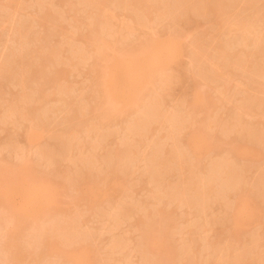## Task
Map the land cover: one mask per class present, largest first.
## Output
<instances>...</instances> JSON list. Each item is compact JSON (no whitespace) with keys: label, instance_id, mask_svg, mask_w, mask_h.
Listing matches in <instances>:
<instances>
[{"label":"rangeland","instance_id":"obj_1","mask_svg":"<svg viewBox=\"0 0 264 264\" xmlns=\"http://www.w3.org/2000/svg\"><path fill=\"white\" fill-rule=\"evenodd\" d=\"M213 1L0 0V264H264V0H218L216 18ZM170 39L174 57L147 58L110 110L111 67ZM247 142L261 156L235 158ZM154 234L169 253L149 250Z\"/></svg>","mask_w":264,"mask_h":264},{"label":"bare ground","instance_id":"obj_2","mask_svg":"<svg viewBox=\"0 0 264 264\" xmlns=\"http://www.w3.org/2000/svg\"><path fill=\"white\" fill-rule=\"evenodd\" d=\"M188 1H189V0H188ZM216 1H218V0H214V1H213V3H215V4H213V5H210V6L207 5V6H208L207 9H208L209 7L211 8V10H210V9H208V10H210V11H212V12L215 11V12L212 13L213 16H214V14H219V11H218V13H217V12H216V9L214 10V8H217V7H218V6H214V5H216V3L219 2V1H218V2H216ZM223 1H224V0H223ZM164 2H167V1H164ZM169 2H170V1L168 0V4L166 3V4L168 5V6H167V7H168L167 9H169V6H170V8L172 7V5H170ZM175 2H176V0H175V1L173 0V4H174ZM178 2H181V0L178 1ZM178 2L175 3L174 6L172 7V8L174 9V11H175V7H177L176 10L178 11V7H179V6H177V5H179ZM185 3H186V2H185ZM211 3H212V2H211ZM163 4H164L165 7H166V4H165V3H163ZM171 4H172V3H171ZM164 5H163V8H164ZM181 5H182V4H181ZM211 6H212V7H211ZM219 6H220V5H219ZM141 7H142V6H141ZM180 7H181V6H180ZM213 7H214V8H213ZM212 8H213V9H212ZM173 9H170V10H173ZM179 9H180V8H179ZM163 10H166V9L164 8ZM166 11H167V10H166ZM174 11H172V16L175 14ZM164 12H165V11H164ZM170 12H171V11H170ZM173 12H174V13H173ZM168 13H169V12H168ZM165 14H166V13H165ZM170 14H171V13H170ZM160 16H161V15H160ZM172 16H171V17H172ZM175 16H176V15H175ZM215 16H219V15H215ZM215 16H214V17H215ZM258 16H259V15H258ZM142 17H143V16L140 15L139 18L142 19ZM176 17H177V16H176ZM172 18H173V17H172ZM215 18H216V17H215ZM218 18H219V17H218ZM218 18H217V19H218ZM220 18H221V17H220ZM220 18H219V19H220ZM217 19H216V21H217ZM224 19H225V18H224ZM224 19H223V20H224ZM257 19H259V18L257 17ZM138 20H139V19H138ZM223 20H222V21H223ZM227 20H228V19H227ZM227 20L225 19V21H226L225 24H228V23H229ZM255 20H256V19H255ZM255 20H254V21H255ZM219 21H220V20H219ZM252 21H253V20H252ZM217 22H218V21H217ZM232 22H233V21H232ZM232 22H230L229 24H233V26L236 25V27H237L238 24L240 23V21H238V22H239L238 24H237V23L235 24V22H237V21H234V23H232ZM247 22H248V21H247ZM247 22H246V23H247ZM250 22H251V21H250ZM250 22H249V23H250ZM218 23H219V22H218ZM243 23H245V22H243ZM243 23H241V25H243V27H244V26H245V27H244V28H241V30H242V29L244 30L245 28H247L248 30L245 29V31L248 32L249 29L252 30V28H254V27H250L252 23L250 24V26H249V24H246V23L243 24ZM229 24L226 25L227 28H228ZM258 24H259V23H258ZM258 24H257V25H258ZM220 25H222V24H220ZM241 25H240V26H241ZM253 25H254V24H253ZM257 25H254V26L257 27ZM224 26H225V25H224ZM246 26H247V27H246ZM248 26H249V27H248ZM238 27H239V26H238ZM258 27H259V25H258ZM229 28H230V27H229ZM260 29H262V28L260 27ZM235 30H236V29H235ZM256 30H257V28H256ZM256 30H255V31H256ZM237 31H238V30H237ZM245 31H242V33L239 32V31H238V32L241 33L242 35H243V33H244V34H248V33H245ZM258 31H259V30H257V31L254 33V30H253V35H254V36H253L251 33H249V34L252 35V37H255V36H258V37H259L260 34H261L262 32H261V31L258 32ZM257 32L260 33V34L258 35ZM256 33H257V34H256ZM241 34H240V35H241ZM263 34H264V33H263ZM262 36H263V35H262ZM262 36H261V37H262ZM242 38H244V37H242ZM245 38H247L246 40L250 41V40L248 39V36H246ZM252 39H253V38H252ZM257 39H260V40H261L260 37H259V38L256 37V38L254 39V44L256 43ZM166 43H167V44L165 45L164 48H162V47L158 44V46H157V48L155 49V51H153L151 54H148V53H147V50L149 51V48H148L147 50L144 49V50H142L143 52L140 51L141 53H139V54H135L134 56H131V58H129L125 64H122V63H120V62H117V63H115V64L111 67V71H112L113 73L115 72L114 74L117 75V77H116V75H115L116 80L113 81V83H111L112 85H110V84H104V85H103V88L100 89L101 94L104 95L105 97H107V99H108V100L111 102V104H112L110 110H116V108L118 107V106H117L118 104L124 105L125 102H127L128 99H130V98L132 97V96L130 97V95L127 93V91H130L131 89H133V88H134V84H135V82H136L137 80H139V77L142 78L143 75L146 74L145 72L140 71V70H138V69L140 68L141 64H142L143 62H145V60H146L147 58H150V59H151L152 64H156V63H158L159 56L163 55V59L166 61V60H169V59L173 58V57H174V54H176V52L179 51V45H180V44H179L178 41H176L175 39H170V40L167 41ZM251 43H253L252 40H251ZM258 43H259V41H258ZM151 44H152V43H151ZM257 45H258V44H257ZM148 46L150 47V44H148ZM255 46H256V45H255ZM154 47H155V46H154ZM145 48H146V47H145ZM151 48H152V47H151ZM219 48H220V47H219ZM220 49H221V48H220ZM150 50H151V49H150ZM144 51H145V52H144ZM221 51H223V50H221ZM150 52H151V51H150ZM252 52H253L254 54H256L255 51H252ZM51 53H52V52H51ZM220 53H221V52H220ZM224 53H225V52H224ZM253 53H252V54H253ZM221 54H222V53H221ZM250 54H251V53H250ZM217 55L219 56V54H217ZM217 55H216V56H217ZM222 55H223V54H222ZM222 55H221V56H222ZM218 56H217L216 58H218ZM226 56H227V54H226ZM221 58H223V56H222ZM221 58L219 57V59H221ZM226 58H227V57H226ZM226 58L224 57L223 60L221 59L220 62H219V64H218L220 67L217 65L218 68H216V69H219V70H220V68L223 66V68H225V69H222V73H223V72H226V71H227L226 68H228V67L231 65V64L229 65V63H232L231 58H230V59H228V60L231 61V62L228 61V64L225 65V64L227 63V62H226L227 60H224V59H226ZM233 58H234V57H233ZM233 58H232V59H233ZM234 60H237V59H234ZM240 60H241V58H240ZM222 61H225V62L222 63ZM140 62H141V63H140ZM239 62H240V61H239ZM221 63H222L223 65H222ZM131 64H132V65H131ZM220 64H221L222 66H221ZM239 64H240V63H239ZM129 65H130L132 68H129ZM133 65H134L135 67H134ZM227 66H228V67H227ZM262 68H264V66H263ZM224 70H225V71H224ZM262 71H264V70H262ZM220 72H221V71H220ZM146 75H148V74H146ZM146 77H147V76H146ZM125 86H128V87H127L128 90H126V91H125V89H126ZM133 90H134V89H133ZM133 90H131V91H133ZM196 94H197V93H196ZM194 96H195V95H194ZM248 97H249V96H248ZM248 97H246V98H248ZM250 97H251V96H250ZM132 99H135V98H132ZM136 99H137V98H136ZM136 99H135L134 103L136 102ZM194 99H196V98H194ZM248 100H249V99H247V100L245 99V101H247V102H248ZM250 100H251V98H250ZM252 100H253V102L258 101L257 99L255 100L254 97L252 98ZM252 100H251V101H252ZM198 101H199V100H198ZM248 103H250V102H248ZM248 103H247V104H248ZM251 103H252V102H251ZM256 103H257V102H256ZM253 104H255V103H253ZM128 105H129V102H128ZM244 106H245V104H244ZM247 106H249V104L246 105L245 108H246ZM250 106H251V105H250ZM252 106H253V105H252ZM252 106H251V107H252ZM247 108H249V107H247ZM247 108H246V109H247ZM153 109H155V108H153ZM151 111H152V110H151ZM157 111L161 112L160 110H157ZM159 112H158V113H159ZM151 113H152V112H151ZM153 113H154V114H158L157 112H154V111H153ZM152 115H153V114H151V116H152ZM159 115H161V114L159 113ZM165 115H166V114H165ZM169 116H170V115H169ZM169 116H168V117H169ZM173 116H174V115H173ZM149 117H150V116H149ZM153 117H154V116H153ZM153 117H152V118H153ZM155 117H156V115H155ZM160 117H161V118H160ZM176 117H177V116H176ZM176 117H175V118H176ZM143 118H145V117H143ZM156 118L158 119V123H161V122L163 121V120L161 121V119H164L162 116H157ZM156 118H154V121H155ZM159 118H160V120H159ZM169 118H170V117H169ZM136 119H137V118H136ZM138 119H139V118H138ZM138 119H137V120H138ZM179 119H180V118H179ZM173 120H174V118H173ZM135 121H136V120H135ZM138 121H139V120H138ZM138 121H136L135 123H137ZM142 121H143V119H142ZM142 121H140L141 123H140V122H138V123L146 125V124L143 123ZM146 121L148 122L147 119H146ZM159 121H160V122H159ZM164 121H166V120H164ZM166 122H167V121H166ZM177 123H178V122H177ZM140 124H139V125H140ZM148 124H149V123H148ZM134 125H136V124H134ZM144 125H142L143 128L145 127ZM168 125H169V123H168ZM176 125H178V124H176ZM147 126H148V125H147ZM134 127H135V126H134ZM139 127H141V126H139ZM139 127L136 126L135 128H139ZM142 127H141V128H142ZM141 128H139V129L141 130ZM146 128H148V127H145V129H146ZM143 130H144V129H143ZM192 132H194V131H192ZM195 132H196V131H195ZM70 133H73V132L71 131ZM196 133H198V132H196ZM200 134H201V133H199V135H200ZM259 135H260V137H262V135L264 136V134H258V136H257L258 138H259ZM187 139H188V138H187ZM260 139H261V138H260ZM186 141H187L186 143L189 144V147H187V148H190L191 151L193 152V154L195 153V155L192 154L193 156H197V155H196L197 153L200 154L199 151H202L203 148H201V146H202L204 143L202 144V141H201V139L199 138V136H197L195 133H194V134H191V135H189V139L186 140ZM263 141H264V137H263ZM246 144L250 145V144L247 142V143H245V145H243V146H245L244 149H241V148H239V147L234 148V153L237 152V153H235V155H234L235 158H236V156H237L238 154H239V156H237V157H240V158H238V159H241V160H242L244 157H246V155H248V156L250 155V156H251V155L253 154V155H255L254 157H258V155L261 156V154H259L258 151H256V152H258V153L253 152V151L257 150V149H256V148H257L256 146H255L256 148H252L251 146H253V145L251 144V146H249V148H251V149H250L251 151H249L248 145L246 146ZM200 149H201V150H200ZM235 149H236L237 151H236ZM232 152H233V151H232ZM245 152H246V153L250 152L251 154H250V153L246 154ZM171 153H172V152H171ZM260 153H261V152H260ZM173 154H174V152H173ZM175 154H176V153H175ZM256 154H257V155H256ZM241 155H242V156H241ZM253 155H252V157H253ZM171 156H172V155H171ZM175 156H176V155H175ZM175 156H173L174 158L171 157V159H172V158H173V159H172V160H169V161H174V160H176V157H175ZM177 156H178V155H177ZM243 156H244V157H243ZM248 156H247V157H248ZM247 157H246V158H247ZM248 158H249V157H248ZM250 158H251V157H250ZM166 159H169V155H167ZM166 159H162V161H164V162L166 163V162L168 161V160H166ZM169 161H168V162H169ZM174 162H175V161H174ZM232 162H233V161H232ZM158 163L163 164L161 161L158 162ZM217 163H218V162H217ZM161 164H160L159 167H161ZM218 164H219V163H218ZM231 164H232V163H231ZM234 164H235V163H234ZM158 165H159V164H158ZM166 165H167V164H166ZM220 165L223 166L222 164H220ZM229 165H230V164H229ZM178 166H179V165H178ZM226 166H227V165H226ZM226 166H225V168H226ZM215 167H216V166H215ZM215 167H214V169H215ZM228 168H229V167H228ZM231 168H232V166L230 167V169H231ZM214 169H213V170H214ZM226 169H227V168H226ZM226 169H225V170H226ZM232 169H233V168H232ZM232 169H231V170H232ZM235 169H236V167H235ZM235 169H233V170H235ZM211 170H212V169H211ZM213 170H212V171H213ZM220 170H221V169H220ZM222 171H223V169H222ZM226 171H227V170H226ZM226 171H225V172H226ZM214 172L217 173L218 171H216V169H215ZM232 172H234V171H232ZM239 172H240V171H239ZM219 173H220V172H219ZM219 173H218V174H219ZM230 173H231V172H230ZM230 173H229V174H230ZM212 174H213V173H212ZM226 174H227V172H226ZM229 174H228V175H229ZM232 174H233V173H232ZM232 174H231V175H232ZM236 174H237V173H236ZM109 176H110V175H107V178L110 179V177L113 176V177L111 178V179H113L112 182H114L115 184H118L117 181H118L119 177L117 178V175H116L115 173H112L111 176H110V177H109ZM114 176H116V177H114ZM220 176H221V175H220ZM223 176H224V175H223ZM235 177H236V175H235ZM107 178H106V176H105V179H106V180H108ZM209 178H210V176H209ZM230 178H232V176H231ZM233 178H234V177H233ZM236 178H237V177H236ZM236 178H235V179H236ZM262 178H263V177H262ZM105 179L102 178V180H101L100 182L103 183V180H104V182L107 184L108 182H106ZM237 179H238V178H237ZM237 179H236V181H238ZM185 180H186V179H185ZM187 180H188V179H187ZM202 180H203V179H202ZM209 180H210V179H209ZM231 180H232V179H231ZM190 181H191V180H190ZM190 181H188V183H190ZM203 181L205 182V178H204ZM207 181H208V180H207ZM213 181H215V180H213ZM226 181H227V180H226ZM88 182H89V186L91 185L90 183H92V182H90L89 180H86V181H85V186H86V185L88 186ZM116 182H117V183H116ZM184 182H185V181H184ZM199 182H200V181H199ZM233 182H234V181H233ZM263 182H264V181H263ZM8 183H9V185L6 184V186H4V187H7V190H8V189L10 190V188H11V187H10V184H11V182H8ZM86 183H87V184H86ZM101 183H100V184H96V185H95V184H92V185L90 186V187H92V188H93L94 186H97L96 188L94 187L96 190L90 188V189H92V190H91L92 194H91V192L89 191L90 189L88 190V191H89V194H91L92 197H94V196H93L94 192H96V195H95V194H94V195H95V196H98V197L101 196V195H102V196H103V195H106V196H107V189H108L107 187H108V185H110V184H109V183H110V180H109V183L107 184V186H106V185H103V184H101ZM105 183H104V184H105ZM201 183H203V182H201ZM206 183H208V182H206ZM211 183H212V182H211ZM235 183H236V182H234L233 184H235ZM40 184H43V183H40ZM40 184H36V185H38V188H35L34 191H37V190L39 191V189H40V190L42 189L43 191H45V190L48 191V189H50V187H47L48 185H46V187H44V186H41ZM115 184H114V185H115ZM190 184H191V183H190ZM190 184L187 185V189H189L188 187H189ZM198 184H199V183H198ZM212 184H214V183H212ZM229 184L231 185V184H232V181H231V183H229ZM236 184H237V183H236ZM39 185H40L41 187H39ZM43 185H44V184H43ZM98 185H99L100 187H99ZM111 185H112V184H111ZM182 185H183V182H182ZM184 185H186V184H184ZM207 185H209V184H207ZM215 185H216V184H215ZM215 185H213V186H215ZM237 185H238V184H237ZM237 185H236V186H237ZM262 185H263V183H262ZM8 186H9V187H8ZM32 186H33V184L31 185V187H32ZM34 186H35V184H34ZM50 186H51V185H50ZM89 186H88V187H89ZM105 186H106V187H105ZM192 186H194V184H192ZM203 186H204V185L201 186V189H200V190L203 189ZM231 186L233 187V185H231ZM231 186H230V187H231ZM234 186H235V185H234ZM4 187H2V188H4ZM190 187H191V185H190ZM209 187H210V185H209ZM209 187H207V188H209ZM241 187H242V186H241ZM20 188H21V187H20ZM22 188H23V186H22ZM51 188H52V187H51ZM178 188H179V187H178ZM183 188H184V187H183ZM183 188H181V189H183ZM191 188H193V187H191ZM191 188H190L189 190H191ZM197 188H198V187H197ZM215 188H216V187H215ZM238 188H239V187H238ZM31 189L33 190V188H31ZM52 189H53V188H52ZM87 189H88V188H87ZM184 189H185V188H184ZM184 189H183V194L187 193V191L184 193V191H185ZM187 189H186V190H187ZM204 189H205V187H204ZM242 189H243V188H241L240 191H242ZM5 190H6V189H5ZM5 190H4V191H5ZM9 190H8V191H9ZM93 190H95V191H93ZM195 190H196V187H195ZM197 190H198V189H197ZM0 191H1V190H0ZM49 191L52 192V190H49ZM238 191H239V190H238ZM197 192H198V191H197ZM200 192H201V191H200ZM200 192H199V193H200ZM204 192H205V191H203V193H204ZM214 192H216V190H215ZM179 193H180V191H179ZM191 193H192V194H191ZM191 193H190V196L193 195L192 190H191ZM206 193H207V192H206ZM206 193H205V194H206ZM212 193H213V192H212ZM212 193H211V194H212ZM188 194H189V193H188ZM201 194H202V193H201ZM205 194H203V195H205ZM236 194H237V193H236ZM91 195H90V196H91ZM185 195H186V194H185ZM209 195H210V191H209ZM213 195H214V194H213ZM213 195H210V196L213 197ZM234 195H235V194H234ZM241 195H242V196H241ZM241 195H239V194L236 195V196H238V197L235 196V198H233V199H235L234 202L240 200L242 197H243V198L245 197V195H243V194H241ZM32 196H33V195H32ZM32 196H31V198H32V200H34L35 198L32 197ZM179 196H182V195H179ZM179 196H178V199H180ZM190 196H189V197H190ZM207 196H208V194H207ZM248 196H249V195H248ZM185 197H186V196H184V198H185ZM202 197H203V196H202ZM240 197H241V198H240ZM250 197H251V196H250ZM250 197H248V200L245 199V201L240 205V208H241L240 210H242L241 213L243 212V209L246 208V205H248V206L250 207V206L253 204L254 199H253L252 197H251V198H250ZM96 198H97V197H96ZM190 198L194 199V197H192V196H191ZM199 198H201V196H199ZM207 198H208V197H207ZM209 198H210V197H209ZM209 198H208V199H209ZM236 198H238V200H237ZM243 198H242V199H243ZM29 199H30V198H29ZM197 199H198V198H197ZM182 200H183V199H182ZM28 201H29V200H28ZM30 201H31V200H30ZM192 201H193V200H192ZM195 201H196V200H195ZM201 201H202V200H201ZM228 201H230V200H228ZM248 201H249V202H252L251 205H249L250 203L248 204ZM22 202H23V201H22ZM32 202H33V201H32ZM193 202H194V201H193ZM193 202H192V203H193ZM196 202H197V201H196ZM196 202H195V203H196ZM207 202H208V201H207ZM234 202H233V203L231 202L230 204H235L236 202H235V203H234ZM200 203H201V202H200ZM22 204H23V203H22ZM207 204H208V203H207ZM207 204H206V205H207ZM226 204H227V203H226ZM228 205H229V203H228L225 207L228 208ZM237 205H238V204H237ZM237 205H236V206H237ZM22 206H24V205H22ZM254 206H255V205H252V208H254ZM231 207H232V206H231ZM205 208H206V207H205ZM227 208H226V209H227ZM234 208H235V206L233 205L232 209H234ZM237 208H239V207H237ZM230 209H231V208H230ZM232 209H231V212H232ZM252 210H253V211H255V210L257 211L256 208H254V209H252ZM228 211H229V210H228ZM237 211H238V209H237ZM244 211H245V210H244ZM247 211H248V210H247ZM253 211L250 210V213H248V212H245V213L251 214V216L253 217V215L255 214V212H254V214H252ZM235 212H236V210L232 212V213H234V215H233L232 213L229 212V214H232V215H231V218H232V219L230 218V220H232V222H231V224H232V226H233L232 228H236V227L238 228L239 226H238L237 223H240V222L237 221V220L239 219V216H238L237 214H235ZM238 212H239V215H240V211H238ZM242 215H243V214H242ZM236 216H237V217H236ZM228 217H230V216L228 215ZM235 217H236L237 219H236ZM246 217H247V215H246ZM246 217H245V218H246ZM248 217H250V216H248ZM248 217H247V218H248ZM252 217H250V218H252ZM231 224H230V225H231ZM236 224H237V226H235ZM239 225H240V224H239ZM152 227H153V226H152ZM229 227H230V226H229ZM153 228H154V227H153ZM164 228H165V227H164ZM232 228H231V229H232ZM150 230H151V228H150ZM152 230H153V229H152ZM152 230H151V232H152ZM158 230H160V229H158ZM161 230H162V229H161ZM151 232H150V233H151ZM154 232H155V231H154ZM158 232H161V231H158ZM155 233H157V231H156ZM162 233H163V231H162L161 233H158V234L161 235ZM165 233H166V231H165ZM165 233H164V234H165ZM152 234H153V233H152ZM158 234H156L157 236H156L155 234H154L153 236H151V237H150V236H147V237H150V241L148 242V243L150 244L149 246H152V247H153V248H152V247H149V248H150L149 250H150V251H154V249L156 248L154 253H155V254H156L157 252L160 253L159 255H157V257L160 256V255H162L161 253H169V252L167 251V250L169 249V247H168V245H167V244H168V243H167L168 238H166L167 241H166V240H162V238H161L162 235H161V236H158ZM164 234H163V236H164ZM166 235H167V234H166ZM164 237H165V236H164ZM164 237H163V239H165ZM147 240H148V238H147ZM165 241H166V243H167L166 245H165ZM162 243H163V244H162ZM162 245H164V247H167V248H168L167 250H166V248H164L166 252H165L164 250H163V252H159V251H162V249H163V248H162V247H163ZM160 246H161L162 249H160ZM154 247H155V248H154ZM50 249H51V247H50ZM50 249H49V251H51ZM52 249H53V248H52ZM158 249H159V251H157ZM64 252H65V251H64ZM68 252H69V251H68ZM73 252H75V251H73ZM65 253H66V252H65ZM72 254H73V253H72ZM72 254H71L70 258L73 257V256H75L77 253L75 252V253L73 254V256H72ZM67 255H69V254H67ZM153 255H154V254H153ZM76 256H77V255H76ZM16 258H18V256H16Z\"/></svg>","mask_w":264,"mask_h":264}]
</instances>
